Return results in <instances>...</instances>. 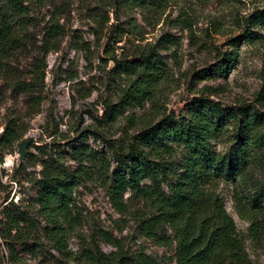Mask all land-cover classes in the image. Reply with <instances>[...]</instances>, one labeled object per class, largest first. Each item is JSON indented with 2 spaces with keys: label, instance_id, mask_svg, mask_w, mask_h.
<instances>
[{
  "label": "rangeland",
  "instance_id": "rangeland-1",
  "mask_svg": "<svg viewBox=\"0 0 264 264\" xmlns=\"http://www.w3.org/2000/svg\"><path fill=\"white\" fill-rule=\"evenodd\" d=\"M68 4V12L60 21L65 35L58 52L46 58L40 53L45 27L42 22L50 16L42 14V24L32 31L28 50L9 62L15 86L20 81L30 82L34 64L43 63L44 81L39 84L37 101L14 90V83L0 77V140L8 122L15 119L25 131L18 143L5 148L0 144L2 163L6 159L14 163L12 170L0 176V264H14L13 251L27 258L29 264H76L55 252L44 236L47 224L36 203L35 181L41 178L42 162L48 157L58 158L65 169L73 172L78 165L68 154L69 147L86 145L104 152L115 167L110 144L120 145L139 128L165 116L181 117L186 106L203 94L228 106L252 103L264 85L263 39L240 46V63L228 80L203 79V71L216 60V49L225 50L230 39L242 34V23L254 11L264 9V0H156L148 7L135 4L116 9L109 7L107 0H70ZM98 14L103 16L100 22ZM164 34L179 39L169 51L160 50L169 79L158 91L154 104L129 108L121 119L112 122L104 108L111 103L117 105L129 87L123 75L117 77L115 60L131 56L130 61H134L138 54L157 47ZM26 138L33 142L27 159L21 162L16 146ZM31 154L35 158H30ZM263 173L264 167L253 166L249 176L262 181ZM243 187L240 181L222 182L218 193L239 233L246 238L252 262L264 264V216L263 230L254 241L251 222L237 211L236 198L242 196ZM74 199L75 231L69 236L72 252L91 242L98 243L106 254L115 252L101 239L107 233L120 240L125 253H144L159 264H175V249L160 247L142 236L136 222L114 209L96 178L75 189ZM128 205L135 211L146 207L139 202ZM7 209L23 220L20 234L14 231L9 235L4 229Z\"/></svg>",
  "mask_w": 264,
  "mask_h": 264
},
{
  "label": "trees",
  "instance_id": "trees-1",
  "mask_svg": "<svg viewBox=\"0 0 264 264\" xmlns=\"http://www.w3.org/2000/svg\"><path fill=\"white\" fill-rule=\"evenodd\" d=\"M69 1L0 0V77L14 83L19 93L29 94L31 101H37L39 84L44 81L43 63L34 64L30 82L15 86L9 62L28 50L32 31L42 23L40 53L46 58L60 50L65 35L60 21L68 12ZM155 1L107 0V5L112 9L135 4L148 7ZM42 14L50 15L47 22H40ZM102 18L96 16L99 22ZM242 24L240 36L230 39L225 50L216 49V60L203 71V79L228 80L240 63V46L264 40V9L254 11ZM178 40L164 34L157 47L138 54L134 61L131 56L115 60L117 77L123 75L129 87L117 105L105 106L109 120L118 121L129 108L154 104L169 79L161 51H169ZM24 132L18 120L10 121L0 144L5 148L18 143ZM110 145L115 167L104 152L86 145L69 147L68 154L78 165L76 171L65 169L51 156L42 162L41 178L35 181L36 203L47 224L44 236L61 257L76 264H159L144 253H125L120 240L107 233L101 239L115 252L104 253L96 242L76 252L69 249V236L75 231V189L96 178L114 209L136 222L142 236L160 247L175 249V264H254L246 238L239 233L218 189L222 182L243 184L242 196L236 198L237 211L251 222L250 236L258 240L263 230L264 176L259 181L249 175L253 166L264 167V85L252 103L228 106L203 94L186 106L181 117L165 116L139 128L120 145ZM30 158L35 157L31 154ZM129 202L145 203L146 207L135 211ZM5 214L4 229L9 235L20 234L23 220L9 209ZM11 253L14 264H29L27 258Z\"/></svg>",
  "mask_w": 264,
  "mask_h": 264
},
{
  "label": "water",
  "instance_id": "water-1",
  "mask_svg": "<svg viewBox=\"0 0 264 264\" xmlns=\"http://www.w3.org/2000/svg\"><path fill=\"white\" fill-rule=\"evenodd\" d=\"M32 142H33L32 138H26L19 144L18 155H19V160L21 162L27 159L29 153L28 149L30 148Z\"/></svg>",
  "mask_w": 264,
  "mask_h": 264
},
{
  "label": "built area",
  "instance_id": "built-area-1",
  "mask_svg": "<svg viewBox=\"0 0 264 264\" xmlns=\"http://www.w3.org/2000/svg\"><path fill=\"white\" fill-rule=\"evenodd\" d=\"M18 157V155H16ZM14 168V163L10 162V160H5V163H2L0 160V176H2L4 171H8L9 169L12 170Z\"/></svg>",
  "mask_w": 264,
  "mask_h": 264
}]
</instances>
